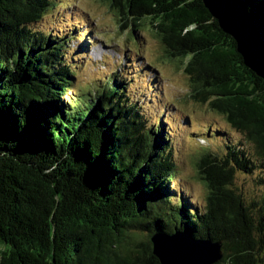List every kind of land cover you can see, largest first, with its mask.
Here are the masks:
<instances>
[{"label": "trees", "instance_id": "trees-1", "mask_svg": "<svg viewBox=\"0 0 264 264\" xmlns=\"http://www.w3.org/2000/svg\"><path fill=\"white\" fill-rule=\"evenodd\" d=\"M101 1L133 37L148 29L188 75L190 96L249 145L216 131L226 152L206 146L194 158L207 191L193 202L171 184L166 122L148 120L128 77L71 91L78 71L66 55L79 29L39 27L56 0H0V264H161L152 237L177 231L219 242L216 264H262L264 80L203 0ZM249 3L264 26V0ZM237 171L263 174L257 209Z\"/></svg>", "mask_w": 264, "mask_h": 264}, {"label": "rangeland", "instance_id": "rangeland-1", "mask_svg": "<svg viewBox=\"0 0 264 264\" xmlns=\"http://www.w3.org/2000/svg\"><path fill=\"white\" fill-rule=\"evenodd\" d=\"M56 4L39 27L59 34L79 29L73 33L66 55L73 58L78 71L71 91L91 87L116 72L128 77V94L140 104L148 120L166 122L174 142L172 159L178 166L172 186L186 191L193 202L203 204L207 190L198 178L194 158L206 146L224 155V138L215 136L217 130L225 131L232 143L240 140L247 146L245 135L190 96L188 75L178 62L164 58L162 44L148 29L133 37L101 0H56ZM260 175L258 171L250 175L237 171L234 180L242 197L253 202L255 209L260 206L263 190L258 183ZM262 259L264 264V255Z\"/></svg>", "mask_w": 264, "mask_h": 264}, {"label": "water", "instance_id": "water-1", "mask_svg": "<svg viewBox=\"0 0 264 264\" xmlns=\"http://www.w3.org/2000/svg\"><path fill=\"white\" fill-rule=\"evenodd\" d=\"M220 28L237 45L244 64L264 80V26L249 0H203ZM153 252L161 264H216L223 258L219 242L195 239L185 231L152 237Z\"/></svg>", "mask_w": 264, "mask_h": 264}]
</instances>
